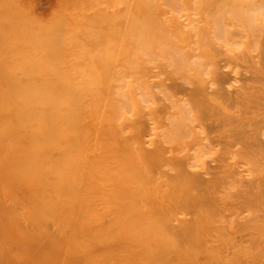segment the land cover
I'll return each instance as SVG.
<instances>
[{"label": "bare ground", "instance_id": "1", "mask_svg": "<svg viewBox=\"0 0 264 264\" xmlns=\"http://www.w3.org/2000/svg\"><path fill=\"white\" fill-rule=\"evenodd\" d=\"M1 1V6L7 5ZM9 1L10 5L15 0ZM98 1L103 0H89L88 3L95 5ZM129 1L133 4L130 5ZM132 1H122L124 7L114 4L119 8H109L111 12L115 11L112 17L110 10L106 9L111 1L105 0L106 5L102 6L103 10H109V15L104 14L102 18L104 23L113 22L114 27H122L121 35L118 34L121 29L114 28L118 31L114 36L115 30L109 25L114 30L109 32L115 41L113 38L114 42L107 40L112 44L117 40L116 45L122 43V49L119 45L121 51L117 50L118 46L113 45L108 53L114 49L115 55L121 53L122 63L117 59V66L131 59L130 53L137 63L136 87L125 92L117 83L119 71L117 66H112L115 59L109 63L111 65L105 60L103 68L104 63H95L104 73L106 66L108 70L110 66V69H116L115 73L114 70H109L110 74L107 71V77V73H101L109 84L105 79L101 80L102 85L101 76H98L99 83L96 84L100 87H96L99 90L91 89L96 87L89 84L97 81L96 77L100 75L93 65L90 72L93 70L98 74L91 75L93 81L87 74L85 78L90 82L84 84L81 80L84 75L81 74L87 68L81 73L78 67H85V64L77 63L79 70L75 69L81 81L62 82L61 78L69 73L58 77L55 62H52L54 74L58 78L54 81L52 74V83L48 78L45 82L44 73L40 78L43 80L44 77V82L41 80L44 85L62 83L61 89L56 88L58 85L56 89H40L36 74H41L39 70L48 66L51 56L47 58L43 53L38 54L44 45L34 44V40L43 41L46 36L45 42L49 31L55 32L57 37L64 31L71 33L70 19L77 18L82 12L76 15L71 12L74 18L68 12L70 6L64 2L69 6L68 10L64 11L66 7L62 4V13L57 12L56 16L63 14L64 17L67 12L66 16H72L68 25L63 23L65 19L68 21L66 16L64 19L61 16L62 22H58L59 16L55 23L53 19L48 20L49 27L56 25L51 28L60 30L58 33L48 28V33L44 34L47 29H42L43 25L39 28L43 32L35 33L40 22L38 18L36 24L30 21L33 27L36 26H30L35 35L41 32L43 36L36 35L40 39L34 36L33 41L25 38L27 44L31 41L34 45H30H39L34 49L31 46L30 52L33 53L29 54L33 57L37 51L35 48H38L37 57L41 59L43 56L48 61L43 67V61L36 56L37 59L33 57L35 60H32L29 55L31 62L26 61V67L30 62L35 71L32 62H43V66L34 62L42 66L41 69L38 67L37 73L28 71V80L31 81L27 85L33 89L26 86V91L22 88L24 84L17 85L22 93H0V264H264V0H239L241 6L249 3L248 8L245 6L247 10L237 8L240 4L238 6L235 0L231 2L232 12L230 9L226 11L229 7L227 1L222 4L226 8L221 7L222 0ZM177 2L181 3L178 10L175 8ZM97 6L94 9H100L101 14V6ZM129 7L138 11L133 12ZM78 8L72 11H81ZM120 8H124L126 15ZM94 9L91 10L94 13L88 15L97 19H91L92 22L89 21L79 32L82 40L85 39L82 44L85 46L87 39V46L94 47V50L90 49L93 56L87 55L89 47L83 45L80 47L87 51V57L84 53L85 56L79 55L83 51L76 47L82 40L68 33L72 38L65 36L73 42L64 46L69 45L66 49L71 50L70 54L61 43L60 49L66 54L62 50L64 54L61 55L59 50L62 56L59 58L71 56L73 61L67 59L75 62L73 58L77 54L85 62L92 57L93 62H97L107 57H102L105 46L100 48L101 51L96 49L100 53L96 59L94 57L97 52L93 41L98 40L95 45L99 46L97 38H101V34L107 32L103 36L111 35H108L107 29L111 30L108 25L99 33L98 28L105 25L100 22L102 25L99 26V11ZM116 12L124 15L119 14L125 18L124 26L122 20H119L122 25L115 22L119 19ZM12 13L11 17L19 15V12ZM24 14L28 15L23 11V16H19L22 18L20 26L23 17L31 19L29 16L33 15ZM133 15L137 18L135 26ZM13 17L18 20L17 15ZM12 19L9 22H14ZM5 20L8 19L4 17L3 24ZM95 20L98 21L96 24ZM27 22L22 26L26 27ZM92 28L99 33L97 38L93 30L89 31ZM12 29L14 31L16 26ZM20 31L22 37L23 31ZM26 32L29 33L28 28ZM91 32L96 35L93 40ZM12 36L8 37L11 39ZM15 38L11 40L17 42ZM52 38L56 39L53 34ZM50 39L43 44L52 47L56 40L53 43L52 39L53 44H49ZM67 39L61 41L64 43ZM118 39L122 41L118 42ZM71 44L77 45L74 50L70 48ZM25 45L18 47L22 49ZM27 46L26 49H30L29 44ZM18 47L15 52L17 49V53L23 52ZM57 47L55 45L56 50ZM106 49L108 47H105L104 54H108ZM0 51L3 52L0 63H7L9 60L5 62L3 59L6 60L4 56L9 51L6 54ZM72 52L75 56L71 55ZM51 53L48 55L54 57L55 53ZM22 58L25 60L27 56ZM22 58H17L19 63ZM108 58L110 55L105 59L108 61ZM14 61L12 59L10 64ZM18 62L13 63H17L14 68L19 67ZM66 63L69 62H64L65 67L70 68L71 65ZM63 68L59 72L70 71ZM2 72L6 73L5 69L0 70V74ZM7 73L0 77L12 79L10 71ZM71 73L67 75L69 79ZM17 74L22 76L18 69ZM58 79L60 81H56ZM2 83L6 87V83ZM9 85L6 90L13 87Z\"/></svg>", "mask_w": 264, "mask_h": 264}, {"label": "rangeland", "instance_id": "2", "mask_svg": "<svg viewBox=\"0 0 264 264\" xmlns=\"http://www.w3.org/2000/svg\"><path fill=\"white\" fill-rule=\"evenodd\" d=\"M6 1H9V0H4V2H5L7 5H9L10 1H9V2H6ZM12 1H13V0H12ZM24 1H25L26 3H25ZM27 1H28V2H27ZM88 1H89V0H15V1L12 2V4L9 5V7H8L7 5H6L7 7H6L5 5H2V6H5V7H2V6L0 5V8H1L0 10L2 11V9H3L2 12L0 11V16H1L2 13L4 14V15L2 14V15H3V16H2V19L0 18V20H2V22L0 21V23H1V24L4 23V21H3L4 17H5L6 19H8V20H5V24H3L2 26L0 25V27H2V31H1V28H0V31L2 32V33L0 32V36H2V38H3L2 40H1V38H0V47H3V49L1 48L0 50H3V51L5 52V54H6V52L9 51V47H10V50H11L12 48H14V49H13L14 51H13V50H11V51H12V52H15V49H16L18 46H20V45H21L20 47H22V46L25 45V44H26L25 46H27L28 44H29V46H30V47H29L30 49H28V50H27L26 47L24 46V47H25V51H24V49H23L24 47H23L22 49H20V48L18 47L19 50H23V52L20 51L19 53H17V52H18V49H17V52H15V54L17 53V55H19L21 52H22L21 54H23V53L25 54L26 51H27V52L29 51L28 54L26 53L27 55H26V54H25V55H22V57L27 56L26 59H28V60H26V59L23 60V58L21 57V54H20L19 56H17V55H15L14 53H12V52H10V51H9V54L7 53L8 55H7V54H6V55L4 54V55H5L4 58L6 57V60L3 59V61H5V62H6L7 60H9V61H7V63H4V62H3L4 64H3V63H0V64H1L0 67H2V69H0V70H1V71H4V69H5L6 73H7V71H10V74L12 75V79H10L9 77H8V78H7V77L5 78L6 80L9 79L11 82H8V80L6 81L5 79H3V78H4L9 72H8L7 74H6L5 72H2L3 74H0V75H3V76L5 75V76H4V77L1 76V77H3V78L0 77V79H3V81L0 80V84H1V82H5V83H6V84H5L6 87L2 86V85H3V83H2V84H1V87H2V88H1V87H0V88H1V89H4V91H5L6 88L8 87V85H9V83H11L9 86H10V87L13 86L12 88H13V90H14L15 92H14L13 90H11V91H13V93L11 94L10 89H12V88H10V89L8 88L6 91H7V92H10V93L2 92L1 89H0V93H2V94H3V93H4V94L6 93L7 95H13V94L16 93V92L22 93V91H21L22 89H19V87H20V86H23L24 84H25V86L22 87L23 89H24L26 86L28 87V89H29V88L33 89L32 87H29V86H28L29 83H30V81H31V79L28 80V78H29V76H30L29 74H30V73H31V74H32V73H35L36 71H38L39 69H41V67L43 66V62H44V66H43V67H45L46 65L49 66V64H51V65H53V66L50 65L49 67L47 66L46 68H44V70H43V69L39 70V72H41V74H40V73L36 74V75H38L37 78L34 76V74L32 75L33 78L35 77L36 79H38V77H39V79H40L39 84H41V88H40V89H46V88H48V89H52V88H53V89H54L55 86H57V85H58V87H56V88H57V89H61V85H62V83H61V85H60L59 83H58L57 85H55V84H56V82H55V84H54V83L52 84V85H54V86H52V85H50V84L53 82V81H52L53 79H54V81H55L56 78H58V77L61 78V77L63 76L64 73H65V74H66V73H69V74H66V75H65L66 77L63 76V79L61 78L62 82H64V81L72 82V79H74V80L76 79L75 81H81V80L83 79L82 83L84 82V84H86V82H87V84H88V82H90V81H89V78H88V80H86L85 77H86V76L88 77V75L90 74L89 77H90V79H91V75H93V73H94L95 76L98 74V73H95V71L99 72L100 75H97V77H96L98 80H97L96 78H94V80H97V81H93V80H92L93 78H92L91 81H93V82H92V83H89V84H91L90 87H91L92 85L95 86V87L97 86L96 82L99 81L98 76H101V77H100V81H101V80H105L106 77L109 76L108 73H109V74L111 73V72H109V70H112V71L114 70V68H113V69H110V67H112V66H113V67H116L117 65H116L115 63H116L117 61H119V60H120V62L122 61V60H121V53H120V55H119L118 53H116V54L119 55V56H117V55L114 54L115 49H114V52L111 51L114 55H113L112 53H108V50H111V47H113V45H114L115 47L118 46V47H117V50L120 49V48H119V45H120V44L122 45V43H119V45H116L117 40H116V42H115L114 44H112V42L115 41V37H114V36H115L116 32L118 33L117 30H120V29H121V30L119 31L120 33H118V34H120V35L122 34V33H121V32H122V27L120 26V27H121V28H120V27L117 26L118 29L115 30L117 27H114L115 24H113V22H112V21H114V17H113V19H111V22H112V23H104V20H103L102 18L104 17V14L109 15V14H108V13H109L108 11L110 10L109 8H111V7L113 8V6H115L114 4H116V5H118V6L120 5L119 7L123 6V5H121V2L124 1V0H122V1L119 0V2L114 1L115 3L112 2L113 0H109V2L111 1V4H108V3H107L108 5H107V8H106V9H109V10H103V8L105 7L104 4L106 5L105 0H103L104 2H103V1H102V2H99V1H98V3H96L95 5H93V4H94L93 2H92V3H93L92 5L89 4ZM93 1H94V0H93ZM96 1H97V0H96ZM100 1H101V0H100ZM134 1L136 2V0H133L132 2H134ZM223 1H227V3L229 4V5L227 4V6H229V7L226 8V6L222 5V4H224V3L226 4V2H223ZM229 1H230V0H222V3L220 2L222 6H221V5H220V6H221L222 8H223V7L226 8V9H227L226 11H230V10H231V12H232V11H233V10H232V9H233V8H232L233 5L231 4V2H235V0H234V1L231 0L230 2H229ZM240 1L242 2V0H240ZM243 1L245 2L246 0H243ZM247 1H249V0H247ZM1 2H2L1 4H3V0H2ZM64 2L67 3V5H69L70 8H69V6H68V7L65 6L66 4H65ZM126 2L128 3V1H126ZM137 2H138V1H137ZM166 2H167V1H166ZM236 2H238V6H239V4H240L239 7L236 6L237 8H239L240 10H242V9L247 10V8H248V4H249V3H248V4H244V6H241L242 3L239 2V0H237ZM244 2H243V3H244ZM5 3H4V4H5ZM63 3H64L65 5H64ZM90 3H91V2H90ZM129 3H131V1H129ZM167 3H170V2H167ZM177 3H178V4H177V6H176L175 8H177V7H178V8H177L176 10H178L179 8H181V6H180L181 3H179V2H177ZM17 4H19L20 6L17 5ZM62 4L64 5V7H66V8H64L63 10L65 11V10H68L67 8H69L68 12H69V14H71V15H73L71 12H73L74 15H76L75 13H77V12H78V13H79V12H82V13L80 14V16H78V17L76 16L77 18H75V16L73 15V17H74L75 19H73L71 15H70V17H69V16H66L67 12H66V14L64 15V17L66 16V18H68V21L65 19V21H63V23L65 22V24H67V22L69 23V22L71 21V23H69V25H70L69 27L72 28L73 32H72V30H71V33H70V31L68 32V31H64V30H62V28H63V26H61L62 24L60 25V26L62 27V28L60 27V29H61L62 32H63V31H64V32H67L66 34L63 32V34H64V36H65V35L70 36V37H69L70 39L72 38V37H71L72 33L75 35V37H74L75 39H76L77 37H80L81 34H79V32H81L80 30L82 29V27H83L84 25H85V26L88 25V24L90 23L89 21H91V19H93V18L95 17L94 15H93L92 17H89L88 13H89V12H90V13H94V12L91 11V10L94 9V7H98L97 5H100V6H101L100 8H101V10L103 11V12L101 11V12H102V13H101L102 15L100 14V9L97 10L98 8H97V9L95 8L97 11H99V12H98V17H100V20H98V21H99V26L102 25V23H104V25H105L104 27H103V25H102V27L100 26V27H99L100 29L98 28V30H100L99 33L101 32V29H103V28L105 29V28H106V25H108V28H111V27H113V29L115 28V29H114L115 31H114L112 28H111V30H110V29H107L108 32L113 30L114 32H113V31H112V32H113L114 36L111 34L112 32H109L108 35L111 34L113 37H111V35H110V37L103 36V35H105V33H106V35H107V32H104V34H101L102 37L100 38V37H98V35H97V34H99V33H97V32L93 29L94 27H93L92 29H89V31H92V30H93V31H94V34L96 33V35H97V36L95 35L96 38L98 37L97 39L100 40V45H99V46L95 45V44H97V41H98V40H96L95 38H92V37H95L94 34L92 33L93 31L91 32V34H92L93 36H90V34H89V36L92 38V40H93V39L96 40V41L94 40V41H93L94 44H92L93 46L96 47V48H95V51H96V49L99 50V51H101V49H102L104 46H105V47H108V49H106V51H107L106 53H108V54H104V53H105V47H104V50H103L104 52L102 51V52H103V53H102L103 55L101 54L103 58H104L106 55H107V57H108V55H110V58H108V61H107V59H105V58H107V57H105L104 60H103V59L101 60V59H99V56H98V59H99V60H96L97 62H95V61L93 62V57H92V59H90V60L86 59L87 61H90V62L87 63V61H86V62L84 61L85 59H83L81 56H78V55L76 54V53H78V51H77L76 53H75V51H74V53L76 54V57H77V56L79 57V58H78V57H77V58H76V57L73 58V59H76L75 62H71V61H70V60H72L71 56H70V57L68 56L70 60L67 59L68 57H67V58L64 57V58H66V59L63 58L64 60H63L62 58H59V57H62L61 55L64 54V52H65V50H63V49L68 48V46L70 45V43L73 42V40H72V41H69V39H67L68 37H66V36H65V37L62 36L63 34H62L61 36L57 37L58 35H57V36L54 35L55 32L53 33L52 31H49V30L57 31V29H55V28H51L52 25H53V26H56V25L52 24V25L49 27V22H48V20L51 21V20L53 19V20H54V23H55V20L57 21L58 16H59V20H58V22L60 21V18H61V16H62L63 14H62V15H58V16H56V15H57V12L60 13V11L62 10V8H61V7H62V6H61ZM122 4H123V3H122ZM125 4H126V3L124 2V5H125ZM132 4H133V3H131L130 5H132ZM135 4H136V3H135ZM230 4H231V5H230ZM233 4H234V7H235V3H233ZM22 5H24L23 8H22ZM25 5H26L27 7H26ZM246 5H247V8L245 7ZM15 6H16V7H15ZM18 6H19V7H18ZM102 6H103V8H102ZM126 6H127V5H126ZM179 6H180V7H179ZM220 6H219V7H220ZM230 6H231V7H230ZM24 7H25V8H24ZM75 7H77V8L79 7L77 10H81V11H75V9H74V11H72L73 8H75ZM90 7H92V9H91ZM115 7H116V6H115ZM119 7H116V8H119ZM123 7H124V6H123ZM219 7H218V9H216V7H215L214 9H215V10H219ZM236 7H235V8H236ZM241 7H242V8H241ZM17 8H18V9H17ZM19 8H21L20 11H22V12H21L22 15L20 14ZM116 8H114V9L116 10ZM126 8H127V7H125V9H124V8H122V9L120 8V10L123 11V9H124V10L127 11L128 8H127V9H126ZM129 8H130V7H129ZM136 8H137V7H136ZM166 8H167V7L165 6L164 9H166ZM169 8H170V7H169ZM169 8H168V9H169ZM222 8H220V9H222ZM224 8H223V9H224ZM231 8H232V9H231ZM235 8H234V9H235ZM245 8H246V9H245ZM60 9H61V10H60ZM90 9H91V10H90ZM95 9H94V10H95ZM130 9H132V8H130ZM143 9H144V8H139V10H143ZM145 9H146V10H153V8H148V9L145 8ZM170 9H171V8H170ZM182 9H183V7H182ZM208 9H209V8H208ZM229 9H230V10H229ZM239 9H238V10H239ZM8 10H9V12H8ZM15 10H17V11L19 12V15H18V14H15V13H18V12L15 11ZM31 10H32L33 12H31ZM120 10H118V11H120ZM183 10H184V9H183ZM209 10H212V9L210 8ZM23 11H24V13H28V15H27V14H24V15H26V16H29V15H32V14H33L32 16H29V17H31V19L28 18V17L26 18L27 20L30 19L29 22L32 21L33 24H36V22L39 20L38 22H40V24H37V25H38V28H37L38 31L35 32L34 30H31L32 28H30V26L33 27V26L31 25L32 22L28 23L27 20H26L24 17H23V20H22V23H21V24L23 25V23L25 24V23L27 22V23H28V24H27L28 26H27V25H26V27H24L25 25H24V26H22V25L20 26V22H19V21H20L22 18L20 19L19 16H23ZM106 11H107V12H106ZM121 11H120V12H121ZM126 11H123L122 13L126 15ZM132 11H133V12H134V11H138V9H132ZM181 11H182V10H181ZM222 11H223V10H222ZM235 11H237V10L235 9ZM12 12H13V13L15 12V13H14L15 15H13V16H16V15L18 16V17H17V18H18V20H17L18 23H16V22H17L16 20L12 19L13 16L11 17V15H10ZM95 12H96V11H95ZM104 12H105V13H104ZM120 12H119V13L116 12V13H117V17H116V15H115L116 18H118V15H119V14L122 15V13H120ZM124 12H125V13H124ZM130 12H131V11H130ZM13 13H12V14H13ZM59 13H58V14H59ZM61 13H62V11H61ZM63 13H65V12H63ZM90 13H89V14H90ZM111 13H112V15H111ZM114 13H115L114 10H112V12H111V10H110V16H111V17L114 16ZM127 13H128V12H127ZM5 14H6V15H5ZM34 14H35V15H34ZM44 14H45V15H44ZM36 15H37V16H36ZM38 15H39V17H38ZM77 15H79V14H77ZM95 15H96V14H95ZM121 15H119V19H118V20L115 19V20H116L115 22L117 23V21H118L120 24H121V22H124V24H123V26H124V25H125V20H123V19H125V18L122 17V16H124V15H122V16H121ZM9 16L11 17L12 20H14V22H13V21H11L12 23L9 22V21L11 20V19L9 20V18H10ZM33 16H35V17H33ZM44 16H46V17H44ZM120 16H121L122 19L120 18ZM32 17L35 19V20H34L35 22L32 20V19H33ZM40 17H41V18H40ZM43 17H44V18H43ZM64 17L62 16V19H64ZM106 17H107V16H106ZM134 17H135V23H134V26H135L137 18H136L135 15H133V18H134ZM13 18H14V17H13ZM17 18L15 17V19H17ZM37 18H38V20H36ZM46 18H47V19H46ZM70 18H72V19H70ZM95 18H96V17H95ZM44 19H45L46 21H45ZM69 19H70V21H69ZM96 19H97V18H96ZM104 19H105V18H104ZM108 19H109V18H108ZM25 20H26V22H25ZM53 20H52V21H53ZM102 20H103V21H102ZM119 20H120V21L122 20V21L120 22ZM98 21L95 20V24H96V22H98ZM44 22H47V23H46L47 25H46ZM60 22H62V21H60ZM88 22H89V23H88ZM91 22H92V21H91ZM100 22H102V23H100ZM107 22H109V21H107ZM115 22H114V23H115ZM6 23H7L8 25H7ZM42 23H43V24H42ZM52 23H53V22H52ZM85 23H86V24H85ZM93 23H94V22H93ZM93 23H92V24H93ZM119 23H117V24H119ZM44 24H45L47 27L44 28V26H45ZM65 24H63V25L66 26ZM42 25H43V27H42ZM58 25H59V23H58ZM67 25H68V24H67ZM109 25H110L111 27H109ZM121 25H122V24H121ZM5 26H6V27H5ZM9 26H10V27H9ZM15 26H16V29H15L14 31H18V33L15 32L16 34L14 33V31H13V29H12V28L15 27ZM17 26H19L20 28H17ZM53 26H52V27H53ZM85 26H84V27H85ZM89 26H90V25H89ZM89 26H87V28H89ZM7 27H9L10 30L12 29L11 32L13 31L14 34H13V33L11 34V33H10V30L7 29ZM23 27H24V28H23ZM34 27L36 28V26H34ZM34 27H33V28H34ZM40 27H42V29H47V30H45L46 32L44 31V34H47L48 31L51 32V33L53 34L54 38H56V39H55L56 41L59 42L58 38L61 37L62 40L64 39L63 41H65V39H67L66 42H67V41H68V42H67V43H66V42L63 43V41H61V39H60V42H59V43L56 42V41L52 38V34H51V33H49L50 35H49V34H48V35L50 36V38L53 39V43H54V41H55V44H53V43L51 42L52 39H50L49 36H47L48 38L46 39V41H47V43H48V39H50L49 44L52 43V44H53L52 47H50L51 45H48V44L45 45V44H43V42H44L46 36H44L45 38H44V37L42 38L43 41H40V40H38V41H37V40H34V44H35V43H38V44L41 43L42 45H44V46L41 45V46L43 47V49H47V50H48V51H45V50H43L42 47L40 46V47H41V48H40L41 50H39V51H40V52H39V51H38V48H35V49L37 50V51L35 52V55H33V57H34L35 59L38 58L37 55H36L37 52H39L38 54H40V53L42 54V53H43V54H44L43 56H46V57H47V56H48V57L51 56V57H49V59L51 58V59L54 60V59L57 57V58L55 59V61H51V59L48 61V59H47L48 57L46 58L47 60H45V59L43 58V56H40V55H41V54H40L39 56L41 57V59L43 58L44 60H41V59L38 58L39 61H43V62H42V63H41V62L37 63L38 60L32 62L33 65H35L34 68L37 69V70L34 71L33 67L31 68V65H30V62H31L30 60L33 58V57L30 55V54H32L33 52L31 53L30 51H32L31 46L34 45L31 41H33L32 38H34V36H35V38L37 37L36 39H38L40 36H41V37L43 36V34H41V32H43V31H42V29H41V30L39 29ZM90 27H92V26H90ZM25 28H26V30H25V32H24V29H25ZM27 28H28V32H29V30H31L30 32H32V33H31V36H30V34H29L30 32H29V33L26 32V31H27ZM48 28H49V30H48ZM50 28H51V29H50ZM64 28H65V27H64ZM85 28H86V27H85ZM6 29H7V30H6ZM21 29H22V30H21ZM37 29H36V30H37ZM83 29H84V28H83ZM20 30H21V31H20ZM67 30H68V29H67ZM86 30H87V29H86ZM6 31H8L9 34L6 33ZM19 31H20V32L23 31V32H22V34H23L22 37L19 36ZM39 31H41V32L39 33L40 36H39L38 34H36V35L39 36V37H38V36L35 35V33L39 32ZM59 31H60V30H59ZM59 31H57V33H58ZM83 31H84V30H83ZM83 31H82V32H83ZM87 31H88V30H87ZM104 31H105V30H104ZM135 31H136V28H135ZM4 32H5V36L3 37ZM34 32H35V33H34ZM57 33H56V34H57ZM68 33H70L71 35H69ZM89 33H90V32H89ZM101 33H102V32H101ZM1 34H2V35H1ZM22 34L20 33V35H22ZM33 34H34V35H33ZM60 34H61V33H60ZM60 34H59V35H60ZM82 34H83V33H82ZM87 34H88V33H87ZM7 35L10 36V37H11V35H13V36H12L13 38H11L12 40L18 35L20 39L18 38V36H17V38H15V40L17 39L18 44H17L16 46H14L17 42H13V41H12ZM15 35H16V36H15ZM25 35H27V37H25ZM32 35H33V36H32ZM74 35H73V36H74ZM84 35H85V32H84ZM28 36L31 37V38L29 39ZM55 36H56V37H55ZM117 36H118V35H117ZM117 36H116V38H119V37H117ZM23 37H24V39H23ZM41 37H40V38H41ZM86 37H87V35H86ZM7 38H8L9 41L7 40ZM21 38H22V39H21ZM25 38H27L28 41L31 40V39H32V40H31L30 42H28V44H27V39H25ZM40 38H39V39H40ZM80 38H81V37H80ZM91 38H90V39H91ZM104 38H105V39H104ZM112 38L114 39V41H113ZM4 39H5V42L3 43L2 41H3ZM88 39H89V38H88ZM90 39H89V40H90ZM101 39H102V42H101ZM103 39H104V40H103ZM107 39H108L109 41H112V42H109ZM119 39H121V38H119ZM119 39H118V42H121L122 40L119 41ZM18 40H20L21 43H24L25 40H26V42H25L24 44H21ZM21 40H22V41L24 40V41L22 42ZM80 40H82V38H81ZM92 40L89 41V43L92 42ZM10 41H11L12 43H10ZM35 41H36V42H35ZM46 41H45L44 43H46ZM77 41H79V40H77ZM103 41H106V42H104V43H107V44H104ZM107 41H108L109 43H108ZM1 42H2V43H1ZM82 42H83V43L85 42V39H84V38H83L82 41H80V44H78V45H79L78 47H76L77 45H74V46L77 48V50H79V49L81 48L80 46L83 45ZM86 42H87L86 45H85V46L83 45V46H84L85 48H88V47H89V49H88V52H89V53H87V55H89L90 53H93V51H92V50L90 51V49L92 48V49L94 50V47H91V46H90L91 44H89V46H87V44H88L87 39H86ZM8 43H9V44H8ZM61 43L63 44V49H60V47H61V45H62ZM68 43H69V45H68L67 47H65L64 44L66 45V44H68ZM110 43L112 44V46H107L108 44L110 45ZM30 44H33V45H30ZM72 44H74V43H72ZM72 44H71L70 48L73 47L72 50H74L75 48H74V46H73ZM98 44H99V43H98ZM3 45H4V46H3ZM5 45H6V46H5ZM9 45H11V46H9ZM47 45H48L50 48H49ZM55 45L58 46V47H57V50L55 49ZM59 45H60V46H59ZM121 45H120V47H121V49H122V46H121ZM4 47L6 48V50H4V49H5ZM27 47H28V46H27ZM34 47H39V45L33 46V49H34ZM53 47H54V48H53ZM84 47H83V49H84V50H87V49H85ZM115 47H114V48H115ZM58 48H59V49H58ZM100 48H101V49H100ZM118 48H119V49H118ZM52 49H53V50H52ZM54 49H55V50H54ZM121 49H120V51H121ZM7 50H8V51H7ZM50 50L53 51V52L51 53ZM59 50L61 51V52H60L61 55H60V53H59ZM62 50H63L64 52H63ZM81 50H82V48H81ZM81 50H80V51H81ZM117 50H116V52H117ZM34 51H35V50H34ZM43 51H44V52H43ZM56 51H58V52H56ZM67 51H68L69 54H70V51H71V50L69 51V50L66 49V52H67ZM82 51H83V50H82ZM95 51H94V52H95ZM0 52H1V51H0ZM45 52H46V53H45ZM66 52H65V54H66ZM85 52H87V51H85ZM85 52L83 51V52L80 53L79 55H81V54L83 55V53L86 55ZM96 52H97V53L94 54V57H95L97 54L100 53V52H98V51H96ZM118 52H119V51H118ZM29 53H30V54H29ZM48 53H51V54L55 53L56 55L53 54L54 57H52V55H50V54L48 55ZM57 53H58V54H57ZM1 54H2V55H1ZM11 54H12V55L14 54V55L12 56ZM46 54H47V55H46ZM0 55H1V58H0L1 60H0V61H2V58H3V52H1ZM29 55L31 56V59L28 58ZM71 55H74L73 52H72ZM85 55H83V56H85ZM87 55H86L85 57H87ZM90 55H92V54H90ZM101 55H100V58H102ZM104 55H105V56H104ZM130 55H131V59H130V58L127 59L126 62H124V64H122V65H118V66L116 67V69L119 71V72L117 71V72L119 73V74H117V75H118V78H116V79H118V80H117V83L120 85V90L123 91V92L128 91V90H133V89H135V87H136L135 71H136V65H137V63H136V61H135V59H134L135 57H134L131 53H130ZM7 56H8V57H7ZM15 56H17L18 59H19V58H22V59H20V61L22 60L23 63H22V62L19 63V62H18L19 60H17V58H16ZM35 56H36L37 58H36ZM55 56H56V57H55ZM63 56H65V55H63ZM74 56H75V55H74ZM92 56H93V55H92ZM10 58H11V60H10ZM15 58H16V59H15ZM34 58H33L32 60H35ZM58 58H59V59H58ZM81 58H82V59H81ZM88 58H89V56H88ZM12 59H13V61H14V59H15L14 62H18V63H19V64H18L19 67L14 68V66H15L17 63H16V64H13V63H14V62H13V63H12L13 65L10 64V62H12ZM29 59H30V60H29ZM77 59H78V60H77ZM95 59H96V57H95ZM109 59H110V60H109ZM112 59H113V60L115 59V60H114V64H115V65L112 64V61H113ZM117 59H118V60H117ZM91 60H92V61H91ZM105 60H106L107 65H111V64H112V66L109 67V70H108V66H106L108 73H107L106 70H105V72H106L107 74L104 73V71L101 72L99 65H95V63H96V64H97V63H99V64H100V63H104ZM116 60H117V61H116ZM24 61H25V62H24ZM26 61H30V62H27V63H28V64H27L28 67L25 66V65H26ZM46 61H48V62H47L48 64L45 63ZM72 61H73V60H72ZM78 61H79V62H78ZM110 61H111V62H110ZM34 62L37 63V64H40V63H41L42 66H40V65L37 66V64H35ZM52 62H55V64H56V63L58 64V65L56 64V72H57V74H59L58 77H56V75L54 74V73H55V66H54V63H52ZM58 62H59L60 64H59ZM62 62H63V63H62ZM64 62H69V63H66V65L69 64V65H71V67H70V68H69L68 66L65 67ZM32 63H31V64H32ZM61 63H62V64H61ZM77 63H79V65L85 64V67L83 66V67H84V68H83L82 66H79V67H78V68H80V70H79V69L77 68V65H78ZM90 63H91V64H90ZM106 63H104L103 66H102V65H100V66H102V68H103V67L106 65ZM109 63H111V64H109ZM121 63H122V62H121ZM2 64H3L4 66H3ZM23 64H24V65H23ZM45 64H46V65H45ZM74 64L76 65V68L74 67V66H75ZM117 64H118V63H117ZM8 65L10 66V69H8V68H9ZM22 65H23V68H21ZM61 65H63L64 68H63ZM91 65H93L95 71L91 70V72H90L89 68H90ZM12 66H13V67H12ZM24 66H25L27 69H24V68H25ZM57 66H59V67H58L59 70H58ZM96 66H98L99 69H97ZM7 67H8V68H7ZM15 67H16V66H15ZM38 67H40V68L38 69ZM51 67H52V68H51ZM53 67H54V68H53ZM72 67H74V70L72 69ZM81 67H82V68H81ZM91 67H92V66H91ZM93 67H92V68H93ZM11 68H14L16 71H15V70H12ZM50 68H51V69H50ZM62 68H63V69L67 68V69H69L72 73H71L70 71H69V72H65V70H64L63 73H61L63 70L61 71L60 69H62ZM86 68L88 69V71H87ZM92 68H90V69H92ZM106 68H105V69H106ZM17 69H18V71L20 72V74H21L22 76H20L19 74H17ZM21 69H22L23 74H26V72H27L28 75H27V74H26V75H23L22 72H21ZM31 69H33V70H31ZM45 69H46V70H45ZM52 69H53V73H52ZM75 69H76V70L78 69L79 71H81V73L84 71V69H86V70L84 71V73H85V72H88V73H85L86 75H85L84 73H82L81 75H84V76H81V77H82V78H81L80 75L78 74L79 72L76 71ZM116 69L114 70V73H115ZM25 70H26V72H24ZM29 70H30L31 72H30ZM102 70H104V69H102ZM28 71H29L30 73H29ZM59 71H61V72H59ZM66 71H68V70H66ZM73 71H74V72H73ZM14 72H16V73H14ZM45 72H49V73H45ZM58 72H59V73H58ZM76 72H78L77 74H78V77H79V78L76 77V76L74 75V73L76 74ZM4 73H5V74H4ZM36 73H37V72H36ZM43 73L45 74V76H44ZM70 73H71V78L69 79L68 77L70 76ZM101 73H102V74H106V77H105V75H101ZM10 74H9V75H10ZM14 74H15V75H14ZM39 74H40V76H39ZM42 74H43V75H42ZM46 74H47V76H46ZM52 74H54L53 76H54L55 78L52 76ZM61 74H62V76H60ZM72 74H73L76 78H75L74 76H73V78H72ZM77 74H76V75H77ZM87 74H88V75H87ZM112 74H113V72H112ZM112 74H111V77L114 78V75L112 76ZM18 75H19V76H18ZM67 75H69V76L67 77ZM94 75H93L92 77H95ZM23 76H24L25 78H26V76H27L26 79H27L28 82H27V81H26V83L24 82V81H25V80H24L25 78H24ZM41 76H44V77L46 78V79H45V82H48V80H49L51 83L49 82V85H48V83H46V85H44V84H45V83L43 84V82H44V77H42V78H43V80H42V79L40 78ZM48 76L51 78V80H50V78H49ZM14 77L16 78L15 80H14ZM17 77H18V79H19V77H20V78L23 77L22 80L19 79V82H20V81H23L24 83H23V84H22L21 82L19 83ZM52 77H53V79H52ZM83 77H84L85 79H84ZM111 77H110V78H111ZM30 78H31V77H30ZM47 78H48V80H47ZM60 78H59V79H60ZM67 78H68V80H70V81L66 80ZM77 78H78L79 80H77ZM80 78H81V80H80ZM113 78H112V79H113ZM39 79H38V80H39ZM59 79L56 80V81H60ZM41 80H42L43 82H42ZM106 80H107V82L105 81V83L109 84L110 82L108 83V79H106ZM110 80H111V79H109V81H110ZM7 82H8V85H7ZM13 82H14V85H13ZM102 82H103V81H101L100 83L103 85ZM27 83H28V85H27ZM93 83H95V85H94ZM98 83H99V82H98ZM105 83H104V84H105ZM107 84H106V86H107ZM11 85H12V86H11ZM15 85H16V86H15ZM17 85H18L19 87H18ZM47 85H48V87H47ZM59 85H60V87H59ZM99 85H100V84H99ZM99 85H98L97 87H100ZM102 85H101V86H102ZM44 86H46V87L43 88ZM14 87L18 88L19 90H16V88H14ZM49 87H50V88H49ZM97 87H96V88L91 87V89H93V90H96V89L99 90L100 88L98 89ZM104 87H105V86H104ZM37 88L39 89V87H37ZM56 88H55V89H56ZM25 89H26V91H27V88H25ZM101 89L103 90L102 87H101ZM23 91H24V90H23ZM3 128H4V127H3ZM5 128H7V127H5ZM1 129H2V127H1ZM1 129H0V132H2ZM7 130H8V128H7ZM7 130H5L4 132H7ZM0 136H1V135H0ZM2 136H3V138H7V137H5L4 135H2ZM7 136H8V135H7Z\"/></svg>", "mask_w": 264, "mask_h": 264}]
</instances>
